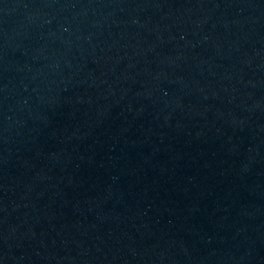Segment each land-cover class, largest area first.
<instances>
[{
    "label": "water",
    "instance_id": "water-1",
    "mask_svg": "<svg viewBox=\"0 0 264 264\" xmlns=\"http://www.w3.org/2000/svg\"><path fill=\"white\" fill-rule=\"evenodd\" d=\"M0 264H264V0H0Z\"/></svg>",
    "mask_w": 264,
    "mask_h": 264
}]
</instances>
